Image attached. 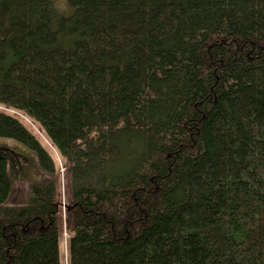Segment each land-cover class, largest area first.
<instances>
[{
    "label": "trees",
    "instance_id": "trees-1",
    "mask_svg": "<svg viewBox=\"0 0 264 264\" xmlns=\"http://www.w3.org/2000/svg\"><path fill=\"white\" fill-rule=\"evenodd\" d=\"M4 139L0 264H264V0H0Z\"/></svg>",
    "mask_w": 264,
    "mask_h": 264
},
{
    "label": "rangeland",
    "instance_id": "rangeland-1",
    "mask_svg": "<svg viewBox=\"0 0 264 264\" xmlns=\"http://www.w3.org/2000/svg\"><path fill=\"white\" fill-rule=\"evenodd\" d=\"M57 7L60 10H64L66 9V0H54ZM11 113L17 114L16 112H12L9 111ZM36 132L40 133V135L42 136V138L44 139L45 137L43 136V134L40 132V130L38 129V127L36 125L33 126ZM45 140V139H44ZM46 141V140H45ZM48 142V141H46ZM0 147H6V151L0 152L3 154L0 155H4L7 159H8V165H9V169L10 167L13 168V172L15 174V176H17L16 180L20 181H36L39 180V178L41 177V171L38 168L36 161L34 159V157L28 153L27 151H25L23 148H21L20 146H18L17 144H15L13 141L10 140H0ZM3 150V149H1ZM11 153L16 155L14 156V158L12 159V163H11ZM19 156L18 160L16 159ZM21 160V161H19ZM29 161V162H28ZM29 163V166L27 167V164ZM22 167V173L25 171H28L27 174H22L21 176H18V170L19 168ZM64 169L61 167V174H63ZM13 181H15L13 179ZM17 182H15L14 184H16ZM65 190H64V181H63V176H62V195L63 198H65V194H64ZM65 200V199H64ZM63 218H64V240L62 243V253H63V261L64 264H68V260H67V239H68V233L66 230V226H65V208H63Z\"/></svg>",
    "mask_w": 264,
    "mask_h": 264
}]
</instances>
